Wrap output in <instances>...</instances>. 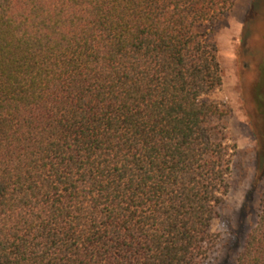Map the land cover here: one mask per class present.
Instances as JSON below:
<instances>
[{"label": "trees", "instance_id": "obj_1", "mask_svg": "<svg viewBox=\"0 0 264 264\" xmlns=\"http://www.w3.org/2000/svg\"><path fill=\"white\" fill-rule=\"evenodd\" d=\"M235 1L0 0V264L207 259L238 153L206 99ZM235 264H264V190Z\"/></svg>", "mask_w": 264, "mask_h": 264}, {"label": "rangeland", "instance_id": "obj_2", "mask_svg": "<svg viewBox=\"0 0 264 264\" xmlns=\"http://www.w3.org/2000/svg\"><path fill=\"white\" fill-rule=\"evenodd\" d=\"M222 85L206 96L230 113L211 120L238 153L232 161L229 191L218 206L211 229L217 242L202 264H235L248 231L255 225L264 190L257 166L258 136H264V0H236L215 31ZM262 93V94H261Z\"/></svg>", "mask_w": 264, "mask_h": 264}]
</instances>
